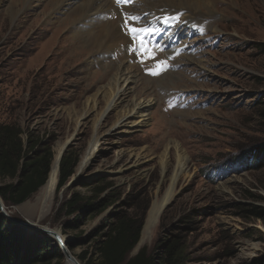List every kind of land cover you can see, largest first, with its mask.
Segmentation results:
<instances>
[{"label": "rangeland", "instance_id": "obj_1", "mask_svg": "<svg viewBox=\"0 0 264 264\" xmlns=\"http://www.w3.org/2000/svg\"><path fill=\"white\" fill-rule=\"evenodd\" d=\"M33 1L22 17L23 24L15 27L6 18V2L0 9V124L20 127L24 140L32 132L51 142L54 157L57 145L69 141L78 165L68 184L60 192L57 187L55 204L43 218L40 210L30 205L35 204L41 189L18 206L7 205L0 197L4 204L0 214L7 227L50 240L62 253L60 264H68L67 253L81 264H97L95 245L114 212L144 215L142 241L153 204L162 200L170 187L180 149L188 170L179 178L157 228L138 252L145 247L160 258L167 245L180 238L185 264H264V223L254 217L246 219L242 212L264 208V166L256 169L254 159L244 168L230 163L235 156H247L264 147V52L260 50L264 44V0H203L209 8L203 7L197 15L182 10L170 13L182 15L179 22L193 31L189 38L195 50L190 48L191 53L179 57L172 51L171 60L157 58L171 61V66L160 67L157 75L146 74L148 68L139 63L141 72H134L140 74L138 84L146 83L148 95L154 99L152 118L133 133L120 131L116 135L108 134L116 112L102 119L97 132L96 114L79 125L87 98H95L104 89L107 77L103 71L113 72L116 66L104 61L97 51L72 60L66 57L69 53L60 55L64 45L75 39L84 41L77 35L83 34L84 24L72 26L65 14L69 11L54 14L55 8L43 18L50 7L48 0ZM179 3H165L161 10L164 14L175 11L167 6ZM187 14L194 15L189 19ZM181 31L182 26L173 34L164 30V39L174 42ZM181 44L179 50L184 52L189 45ZM164 50L153 49L169 52ZM105 100L99 98L98 111ZM95 136L99 139L96 143ZM133 151L145 152L148 158L139 168L128 166ZM93 152L89 164L79 169L82 159ZM166 152L169 164L164 173L160 160ZM223 165H229V173L226 169L218 178L216 174L213 179L208 176L210 170ZM100 181L107 188L94 202L102 204L100 207L79 221L64 214L63 207L73 193L88 196L87 186L96 188ZM85 252L82 261L79 256Z\"/></svg>", "mask_w": 264, "mask_h": 264}, {"label": "bare ground", "instance_id": "obj_2", "mask_svg": "<svg viewBox=\"0 0 264 264\" xmlns=\"http://www.w3.org/2000/svg\"><path fill=\"white\" fill-rule=\"evenodd\" d=\"M43 1L44 0H42V2ZM172 1H178L180 3L177 7L166 5L171 9H175V11H166V14H164L161 7L164 8L165 3L168 4V2ZM5 2L7 6L6 18H8L10 25L15 27L20 25V23L23 24L22 17L25 16L28 9L33 7V3L35 1L0 0V9L5 6ZM48 5L50 7L44 12V14H42L43 18H45L44 16L49 13L48 11H50V9L55 8V11H53L54 14H63L64 12L69 11L65 14L69 16L72 26L75 27L77 23L81 24V22L84 24V26L81 25L83 34H77L82 36L84 41H82V39L79 41L74 38L75 41L70 42L66 47L65 45L64 47L62 46L63 50L59 53L60 55L66 56V54L69 53L66 57L69 59L71 58L72 60L77 56H81L83 54L91 55L97 51V53L103 57L104 61L109 60L112 65L116 66L113 72H110L109 69H105L103 71L104 75L107 77H105L107 81L105 82L106 84H104L105 86H103L104 89L103 91H100L95 98H87L85 101L86 111L81 115L80 118H82V120L79 122V125L81 126V123L84 120L90 118L91 115L96 114V118H99L96 126H94L97 132L101 126L102 119L107 114L116 112L117 119L114 121L115 123L113 122V126L108 132L110 135H116L120 131L133 133L137 129L146 125L150 118H152L150 108L154 104V99L149 97L146 83L138 84V80H141L139 78L140 74L138 77L134 71L135 69H140L142 66L139 65L138 61H136L138 59V55L132 53V51L129 50V46L131 42L137 44L140 40H143L146 45H148V43H152L154 45L153 49H167V51H169V49L168 46L164 47V44L162 43V38L166 37L164 30L160 33H155L156 36L154 37V33L148 30V24L142 19L143 14L148 12L153 15H171L170 13L176 12V10H178L177 13H181L180 10H182L183 13H186V11H194L195 15H197V13L201 12L203 7L207 9L209 8V3L203 0H135L131 5L123 8V10H126L127 14V18L125 19L114 0H48ZM210 13L214 15L213 11ZM187 15L189 19H192L191 17H193L194 14ZM53 19L55 21L56 17L53 16ZM125 21H128L129 23L130 33L128 28L125 26ZM66 26L67 25H65V27ZM164 51H153V53H157L159 57L166 59L167 57H164L166 52ZM112 56H114L116 60H113ZM100 97H104L106 100L103 109L98 111L97 106ZM97 137L95 136L94 138L95 143L99 141ZM68 144L69 141L65 144L57 145L48 181L37 195L35 204H30L35 209L40 210L42 218L51 211L55 204L54 202L60 178V162ZM134 151L133 153H130L132 154L131 157L135 158V160L131 158V165L128 166L139 168L148 158H146V154H144L145 152L136 154ZM179 151L182 152L180 149ZM180 152L177 153L176 156L177 163L170 180V187L168 188L164 198L153 204L152 210L149 213L148 223L145 227L141 244H145L152 232L157 228L164 208L173 198L175 187L176 184H178L179 178L188 170V163L185 162L187 158L183 152ZM93 155L94 152L83 158L79 169H84L89 164ZM160 161L162 171L165 173L169 164L167 152L163 154ZM68 264L78 263L70 258Z\"/></svg>", "mask_w": 264, "mask_h": 264}, {"label": "trees", "instance_id": "obj_3", "mask_svg": "<svg viewBox=\"0 0 264 264\" xmlns=\"http://www.w3.org/2000/svg\"><path fill=\"white\" fill-rule=\"evenodd\" d=\"M264 52V44L260 45ZM23 131L12 124H0V197L7 205L18 206L29 200L49 177L54 153L51 142L40 140L32 132L27 139L22 138ZM243 155L231 158L230 163L239 161ZM253 157L256 169L264 166V147L255 149L247 156ZM78 165V156L71 150L66 152L60 162V178L58 192H60L74 175ZM226 165L210 170L208 176L213 179L216 174L220 176ZM228 166V165H227ZM218 172H222L219 173ZM90 188V195L83 196L73 193L63 207L64 214L76 216V220L86 218L94 212L99 203H94L103 193L106 186ZM92 206V207H91ZM246 219L254 217L264 223V208L254 207L242 209ZM142 214L118 211L109 219L108 229L101 234L96 242V254L99 256L97 264H185L186 251L179 238L167 245L164 255L158 258L150 254L147 248H142L133 256L131 253L138 246L143 229ZM21 228L7 227V220L0 214V264H60L62 253L54 244L42 236H27ZM86 252L79 256L86 260ZM86 264H93L89 261Z\"/></svg>", "mask_w": 264, "mask_h": 264}, {"label": "water", "instance_id": "obj_4", "mask_svg": "<svg viewBox=\"0 0 264 264\" xmlns=\"http://www.w3.org/2000/svg\"><path fill=\"white\" fill-rule=\"evenodd\" d=\"M71 147V143L70 144H68V146L66 147V149H65V151H64V153H63V156L65 155V153H66V151L67 150H69V148ZM63 156H62V158H63ZM52 168V167H51ZM48 181V180H47ZM47 183V182H46ZM46 185V184H45ZM44 185V186H45ZM43 186V187H44ZM43 187H41L40 189H42ZM24 204V203H23ZM22 205V204H21ZM0 210L2 211V212H4V204H3V202H2V200L0 199ZM4 215L5 216H7L5 213H4ZM9 219H10V217L9 216H7ZM22 225H24V226H27V227H31V228H33V229H36V230H38V231H41V232H44V233H53V232H51V231H49V230H46V229H38V228H36L35 226H33V225H31V224H22ZM57 236V235H56ZM58 237V236H57ZM140 245H141V242H139V244H138V246H137V248L135 249V254H133V255H136L137 253H138V250H139V247H140ZM62 247H63V245H62ZM132 255V256H133ZM67 258L68 259H73L74 261H76L78 264H81V262L78 260V259H76L74 256H72L70 253H67Z\"/></svg>", "mask_w": 264, "mask_h": 264}]
</instances>
